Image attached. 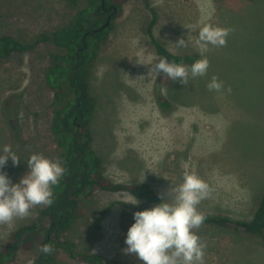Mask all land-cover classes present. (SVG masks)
I'll return each instance as SVG.
<instances>
[{
    "label": "rangeland",
    "instance_id": "1",
    "mask_svg": "<svg viewBox=\"0 0 264 264\" xmlns=\"http://www.w3.org/2000/svg\"><path fill=\"white\" fill-rule=\"evenodd\" d=\"M147 3L125 0L119 6L88 67L89 90L95 99L89 127L102 172L110 182H146L165 196L182 181L183 172L195 173L209 186L199 211L248 220L264 191V0ZM85 4L86 0L76 6L67 0H0V35L30 40L39 31L67 24ZM149 7L157 14L152 36L176 54L200 55L191 43L187 48L174 43L181 37L194 39L208 18L214 25L233 29L225 47L209 46L204 53L210 62L205 76H190L186 86L161 78V91L172 103L166 113L157 108L152 94L156 77L149 69L162 57L147 32ZM56 51L62 52L40 43L0 59V152L9 145L12 125L23 139L25 162L31 153L58 157L50 130L53 90L44 78L49 53ZM213 75L224 82V91L207 89ZM8 105L10 125L3 116ZM26 171L27 165L18 181ZM132 197L124 190L93 191L81 199L80 216L66 237L77 249L98 253L109 264H141L134 254L123 251L125 237L134 223L133 213L154 204L124 202ZM40 207L12 226L0 225V250L14 228L36 219ZM195 231L207 245L204 264H264V244L258 235L231 223L204 224ZM37 252L36 245L20 250L9 264H32ZM54 258V264H86L62 249L54 252Z\"/></svg>",
    "mask_w": 264,
    "mask_h": 264
},
{
    "label": "trees",
    "instance_id": "2",
    "mask_svg": "<svg viewBox=\"0 0 264 264\" xmlns=\"http://www.w3.org/2000/svg\"><path fill=\"white\" fill-rule=\"evenodd\" d=\"M76 6L79 0H67ZM125 0H104V7L109 3L117 7L107 26L100 28L105 22L102 0H86V4L77 10L73 18L65 25L42 30L30 40H22L10 34L0 35V59H5L15 52H26L40 43H49L62 52H50V64L45 69V82L53 90V117L50 130L55 136L57 155L66 168V174L60 183L53 187L55 202L52 206L37 209L36 219L30 223L14 228L8 236L4 247L0 250V264H9L20 250H30L33 246L50 243L54 251L51 255L37 252L32 264H54V252L64 250L74 260L86 264H109L100 254L77 249L74 242L66 237L67 231L80 216V202L95 190L120 191L130 193L138 200L152 204L160 202L162 196L146 182L113 183L108 181L102 172V161L92 147L90 120L95 109V99L89 90L88 67L97 55V50L112 28L111 20L118 15L119 6ZM149 6L147 0H144ZM150 8V7H149ZM151 19L147 32L151 37L155 52L169 62L192 64L200 59L197 53L176 54L168 50L152 36V27L157 14L150 8ZM88 14H91L89 16ZM96 29V30H94ZM156 76L152 85V94L157 108L166 113L172 109L171 101L161 91V78ZM12 104L15 105L13 102ZM15 107V106H14ZM13 107V108H14ZM8 108V109H7ZM10 105L5 106L3 116L8 125L11 116ZM11 138L9 145L21 159L13 165L9 159L0 169L7 174L13 183L24 169L23 139L18 128L9 126ZM111 203L104 211H107ZM202 225L225 226L234 224L242 231L258 235L264 244V191L261 193L252 216L248 220L231 218L226 215L204 213Z\"/></svg>",
    "mask_w": 264,
    "mask_h": 264
},
{
    "label": "clouds",
    "instance_id": "3",
    "mask_svg": "<svg viewBox=\"0 0 264 264\" xmlns=\"http://www.w3.org/2000/svg\"><path fill=\"white\" fill-rule=\"evenodd\" d=\"M209 21L210 18L201 22L194 39L185 40L181 37L174 43L178 48H187L191 43L200 53V59L189 67L159 58L152 62L149 71L155 77L163 74L183 86L188 84L190 76H205L210 62L204 53L209 50V46L225 47L227 37L233 31L232 28L214 25ZM206 87L214 92L225 90L224 82L216 75L211 77ZM227 91H231L230 86ZM9 159L14 166L21 162L20 156L10 145L5 144L0 152V169ZM26 165L27 171L17 183L0 171V225L12 226L16 220L28 218L32 209L52 206L55 202L53 187L60 183L67 171L59 157L50 159L40 153H31ZM208 194L209 186L202 178L195 173L183 172L182 181L172 186L166 196L162 195L159 203L133 213L134 223L128 228L125 237V254H134L141 264H204L207 245L195 230L202 226L206 218L198 210V205ZM124 202L135 205L140 201L133 196ZM38 251L51 255L54 248L46 243L39 246Z\"/></svg>",
    "mask_w": 264,
    "mask_h": 264
},
{
    "label": "flooded vegetation",
    "instance_id": "4",
    "mask_svg": "<svg viewBox=\"0 0 264 264\" xmlns=\"http://www.w3.org/2000/svg\"><path fill=\"white\" fill-rule=\"evenodd\" d=\"M103 1L104 0H102V7H103V12L105 14V22H106V20H110L112 14L114 13L112 11V7L115 6V5L109 3L106 7H104V2ZM94 30H96V29H94Z\"/></svg>",
    "mask_w": 264,
    "mask_h": 264
},
{
    "label": "water",
    "instance_id": "5",
    "mask_svg": "<svg viewBox=\"0 0 264 264\" xmlns=\"http://www.w3.org/2000/svg\"><path fill=\"white\" fill-rule=\"evenodd\" d=\"M112 11H113V12H116V11H117V7L113 6V7H112ZM108 23H109V20H106V22H104V23L100 26V28H103V27L107 26Z\"/></svg>",
    "mask_w": 264,
    "mask_h": 264
}]
</instances>
